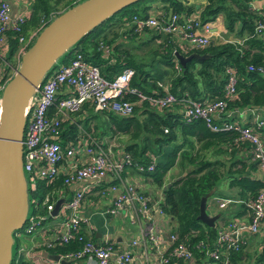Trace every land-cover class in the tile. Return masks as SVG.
<instances>
[{"label": "trees", "instance_id": "trees-1", "mask_svg": "<svg viewBox=\"0 0 264 264\" xmlns=\"http://www.w3.org/2000/svg\"><path fill=\"white\" fill-rule=\"evenodd\" d=\"M253 1L206 0V5L198 10L200 20L213 21L221 15L226 34L232 37L223 42L210 40L204 48H189L180 47L169 35L149 30L134 32L130 19L133 15L148 16L153 9L162 14H190L195 12L192 7L180 0H138L87 32L58 59V63H67L73 51H78L88 62L96 65L100 74L108 80L123 68H132L134 73L129 86L143 94H152L153 91L163 93L165 86L178 99L184 96L202 103L222 100L225 107L221 117L230 121H234L235 114L244 109H260L264 113V34L255 32L256 22L264 15V4L256 9L251 5ZM71 6V0H32L30 16L21 29L22 36H26L27 28L35 29L41 22L46 25L50 14L57 15ZM142 35L147 38L141 43H153L157 38L161 40L146 52V56L129 52L127 43L136 42ZM5 37L8 50L4 57L11 65L19 43L13 32H7ZM99 43L108 47L107 55L102 54ZM175 52L183 57L192 53L208 57L190 58L181 66L175 58ZM248 66L253 69L249 70ZM259 66L263 68V74L256 70ZM5 69L4 74L8 68ZM227 69L231 70L235 80L231 96H225ZM158 83L163 86L159 87ZM127 97L132 101L136 99L134 95ZM72 117L75 123L68 120L61 123L58 136L61 146L74 140L80 126L98 142H103L105 137L126 136L121 149L130 155L132 163L147 166L154 158L152 170L137 173L143 178L149 177L157 188L162 189L169 184L161 190L158 205L170 219L173 225L171 232L176 235V241L186 244L192 252V258L208 259L196 245L201 241L211 249L218 226L214 224L209 227L197 219L202 196L213 188L216 192L218 185L226 182L227 187L237 189L239 205L247 209V201L264 187V181L252 175L257 162L252 160L247 142L238 140L235 131L211 130L203 119L186 120L182 105L178 102L163 109H155L147 102H142L135 105L127 116L97 112L92 106L84 104ZM214 124L220 125L218 120ZM239 124L253 127L255 123L248 121ZM257 131L264 134V126ZM261 141L263 143L262 138ZM172 170L175 173L165 179ZM179 176L181 178L176 180ZM66 192L61 179L51 183L34 179L32 188L28 189L30 213L46 216L45 205L41 206L43 199L47 197L49 202L56 201ZM14 244H17L15 239ZM79 247L80 244L72 239L44 250L63 254ZM240 251L230 252L228 258L237 257ZM219 259L210 260L221 264L222 260ZM178 262L183 264L181 260ZM10 264L29 263L14 255Z\"/></svg>", "mask_w": 264, "mask_h": 264}, {"label": "built area", "instance_id": "built-area-1", "mask_svg": "<svg viewBox=\"0 0 264 264\" xmlns=\"http://www.w3.org/2000/svg\"><path fill=\"white\" fill-rule=\"evenodd\" d=\"M82 0H71L77 4ZM257 9V8H256ZM197 12V11H196ZM162 14L156 12L148 16L133 15L130 23L134 32L149 30L152 33L169 35L180 47L204 48L212 38L213 29L211 21L202 22L198 13ZM49 15L48 22L54 17ZM27 20L24 13H12L11 7L5 0H0V50L6 49L7 32L17 35L19 43L14 55V62L7 72L0 78V103L4 84L16 71L19 58L26 48L32 43L44 22H41L27 37H23L21 29ZM255 32L264 34V15L256 22ZM99 48L105 56L108 47L99 43ZM177 67V66H175ZM251 70L253 67L248 66ZM256 70L263 74V68ZM133 69L123 68L108 80L103 77L96 65L88 62L78 51H73L67 63H57L44 75L41 82L35 87L24 110V127L22 134V170L28 184L34 179L51 183L61 179L66 186H75L68 196L63 197L57 215L60 218L61 234L44 243L40 248H54L60 244L75 239L79 249L58 254L59 259L68 264H132L139 257H150V246L155 252L153 260L155 264H172L192 259V252L184 242H177L175 234H169L168 239H162L158 229H141L138 234L125 244L122 250H115L111 243L95 244L92 240L91 229L84 216L80 214L81 204L86 194L97 189L101 197L113 194L110 205L102 210V215H116L118 212L129 209L131 222L150 220L152 208L151 199L138 190L134 183L127 182L124 178L126 168H133L136 172L150 171L153 168L154 158L147 166L132 163L131 157L121 148L110 150L103 142H98L89 133L78 126V134L73 141L60 145L58 136L61 123L68 120L75 123L72 115L78 112L84 104L92 106L97 112H111L118 116H127L132 113L135 105L147 102L155 109L166 108L173 103L182 105V113L186 120L193 118L203 119L213 131L232 130L238 134V140L247 142L250 146L252 160L264 172V145L257 132L263 124L256 120L253 127L241 125L235 121L221 117L225 107L224 101L199 102L182 96L176 98L163 87V93L153 91L152 94H143L130 87L129 82L133 76ZM228 80L225 85V96H231L234 91V77L230 69H227ZM158 86H163L158 83ZM134 95L135 100L127 96ZM218 120L220 125L214 124ZM165 132V130H164ZM54 200L48 201L45 197L41 206L45 205L46 215L54 205ZM234 200L219 198L217 206L224 209ZM36 202L34 206H36ZM249 210L248 221L238 222L236 219L227 221L217 226L214 245L209 249L201 241L196 245L197 249L204 251L208 259L217 261L223 255L222 264L228 259L230 252H236L244 243V234H254L264 217V187L256 196L247 201ZM157 212L163 214L159 206ZM46 216L27 212L26 220L21 230L13 233L17 241L15 257L27 254L31 263L32 253L25 252L20 240L33 234ZM87 227V234L81 231V226ZM163 248L159 249L158 245ZM26 258V259H27ZM28 259V260H29ZM54 264H59L55 261Z\"/></svg>", "mask_w": 264, "mask_h": 264}, {"label": "water", "instance_id": "water-1", "mask_svg": "<svg viewBox=\"0 0 264 264\" xmlns=\"http://www.w3.org/2000/svg\"><path fill=\"white\" fill-rule=\"evenodd\" d=\"M138 0H82L55 15L37 33L19 58L13 75L4 84L0 103V264H10L13 233L20 230L28 212V190L22 170V134L24 110L35 87L56 61L81 37L108 17ZM179 65L190 58L203 59L196 53L181 56L174 53ZM184 175V173L182 174ZM181 176L177 177L179 180ZM169 184H166L168 186ZM166 186L162 187V190ZM214 188L200 198L197 219L212 227L218 214L208 216L207 198ZM62 198L54 202L46 219L57 215ZM43 255L68 264L58 254Z\"/></svg>", "mask_w": 264, "mask_h": 264}, {"label": "crops", "instance_id": "crops-1", "mask_svg": "<svg viewBox=\"0 0 264 264\" xmlns=\"http://www.w3.org/2000/svg\"><path fill=\"white\" fill-rule=\"evenodd\" d=\"M9 3L12 13H24L27 18L30 16L32 0H5ZM184 5L192 7L196 13L206 5V0H180ZM264 4V0H255L252 2L254 8H260ZM156 6V5H154ZM158 12L152 10L150 14ZM194 12V13H195ZM213 34L211 40L217 42L223 38L231 39V35L226 34V30L223 25L222 16L218 15L213 21H211ZM34 31L33 28L29 27L26 30V36H29ZM8 46L7 40L5 42ZM6 49L0 50L2 56L7 52ZM237 123H246L248 121L255 123L256 120L262 121L264 126V113L260 109H244L235 114ZM258 132V131H257ZM259 134V132H258ZM264 143V134H259ZM260 138V139H261ZM170 171L166 174L165 179L168 178ZM254 177L261 178L264 181V172L258 167L255 172L252 173ZM124 178L127 182L134 183L138 190L142 191L145 195H148L151 199L152 208L150 210V220L131 222L129 218V209L118 212L116 215H102V210L110 205L113 194L101 197L98 194V190L94 189L90 193L86 194L80 208V214L84 216L91 229V237L95 244H103L105 242L111 243L115 250H122L126 246L128 240L133 239L139 231V227L143 230L158 229L162 239H168V235L171 234L173 225L170 219L164 214L157 212V206L161 201V188H157L149 177L143 178L133 168H126L124 172ZM75 186H66L67 192L65 195L58 197L62 198L68 196ZM215 192V189L213 193ZM212 193V194H213ZM210 195L211 203L205 204V211L208 216H214L218 214V219L214 220V224L220 225L227 221L237 220L238 222L246 223L248 221L249 210L241 207L238 199L237 189L229 188L226 186V182H222L216 188L214 195ZM219 198H227L234 200L233 203L227 205L226 208L220 209L217 206V200ZM219 212V213H218ZM220 214V215H219ZM87 227L81 226V230L84 233L87 232ZM62 229L60 227V218L54 217L47 219L40 223L36 230L30 236L22 238L21 244L25 248V252L28 254L32 253V259L34 263H31L30 259L27 258V254L21 255L20 257L27 261L29 264H54L55 261L44 256L43 252H46L44 248H40L44 243L50 241L55 236L61 234ZM159 249H162V244L158 245ZM240 254L235 258H228L224 264H264V217L258 226V231L254 234H244V243L240 247ZM155 248L150 246V257L146 259L137 257L132 264H155L153 254ZM47 254H55L46 252ZM27 258V259H26ZM29 259V260H28ZM183 264H217L210 259L205 258H192L188 261H182ZM173 264H180L178 261ZM222 264V262H221Z\"/></svg>", "mask_w": 264, "mask_h": 264}, {"label": "rangeland", "instance_id": "rangeland-1", "mask_svg": "<svg viewBox=\"0 0 264 264\" xmlns=\"http://www.w3.org/2000/svg\"><path fill=\"white\" fill-rule=\"evenodd\" d=\"M140 37L141 38H139L136 42H128L127 43V48H130L129 49V52L134 53V54H137L138 56H146V52L149 49H151L153 46L157 45L160 42V40H161V38H157V39H155L153 41V43H150V41L149 42H143V43H141L142 41H145L147 37L145 35H142ZM227 38H223V39H221V40H219L217 42H223ZM137 43H138V46H137ZM13 62L11 61V63H13ZM58 62H59V60L56 61V64ZM7 64L8 63H7L6 58L4 56H2V54H0V78H1L2 73L6 71L5 68L7 67ZM126 139H127V137L126 136H123V135H118V136L110 137V138L105 137V138H103V143L104 142H105L104 144L107 143V146H109L110 150L113 151L115 149H120L121 148V145H123V143L126 141ZM171 173H175V170L170 171L169 174H171ZM29 188H32V181L31 180H28L27 190ZM28 199L31 202V200H30L29 197H28ZM210 200H211V198H209L207 200V204L208 205H209V203H211ZM30 211H31V206L28 203V213H30ZM11 253H12V257H14V255L16 253V251H15V244H12Z\"/></svg>", "mask_w": 264, "mask_h": 264}]
</instances>
